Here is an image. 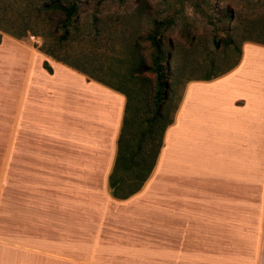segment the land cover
I'll return each mask as SVG.
<instances>
[{"label":"rangeland","instance_id":"obj_1","mask_svg":"<svg viewBox=\"0 0 264 264\" xmlns=\"http://www.w3.org/2000/svg\"><path fill=\"white\" fill-rule=\"evenodd\" d=\"M125 1L122 4L119 0H107L98 8L89 5L82 13V25L88 30H100L107 41L117 39L114 37L130 40L133 33L148 63L155 54L146 38L154 28L153 19L165 16L172 19L162 39L164 53L170 52V59L164 64L169 86L163 100L165 120L173 116L188 79L228 70L238 60L246 42L241 37L249 31L257 39L264 37V0H204L200 8L195 6L197 0H141L132 7L133 0ZM226 4L232 5L237 18L232 22L233 29L223 30L217 28L220 25L217 9ZM131 14L134 16L128 18ZM247 22L251 23L248 27ZM44 29L47 33V24ZM225 31L230 34L227 38ZM40 41L36 36L16 39L2 34L0 42L19 48L17 63L20 64L7 66L0 49V264H167L166 246L182 240L187 250L200 252L175 255L180 263L264 264V239L112 236L108 214L111 205L102 204L103 175L93 170L98 169L94 161L79 156V148L66 143L62 128H56L57 120L61 123L63 119L55 117V112L64 107L63 100L71 84L59 87L49 80V71L42 69L46 58L35 47ZM50 64V73L59 68L54 62ZM29 69H40L44 75L39 77L44 83L46 114L40 118V125H29L21 107L19 116L7 111L8 90L22 99L30 87L38 89L35 84L17 82ZM144 75L154 81L152 71L147 70ZM8 76L17 83L7 86ZM35 80L38 77L32 82ZM155 101L152 97L143 100L150 116ZM70 150L75 152L73 157L68 156ZM70 166L77 167L75 175L67 172ZM71 180L77 183V188L69 190L66 183ZM68 197L78 199L73 213L66 210ZM112 208L117 210L116 206ZM156 246L162 247L158 253L152 251Z\"/></svg>","mask_w":264,"mask_h":264},{"label":"crops","instance_id":"obj_2","mask_svg":"<svg viewBox=\"0 0 264 264\" xmlns=\"http://www.w3.org/2000/svg\"><path fill=\"white\" fill-rule=\"evenodd\" d=\"M0 49L7 66L20 65L17 46L2 42ZM42 54L59 66L47 73L49 80L59 87L71 84L64 107L55 112L63 119L57 120L56 128H62L66 143L79 148V156L94 161L98 169L93 170L103 175L102 204L111 205L112 236L264 239V44L246 41L238 61L227 71L211 79L186 81L151 174L140 189L122 199L110 194L109 176L125 94ZM40 75V69H29L17 81L38 86L30 87L32 96L25 91L22 99L10 90L6 94L8 113L19 116L21 107L29 125H40L46 114ZM35 77L38 80L32 82ZM14 82L11 76L5 81L7 86ZM74 155L70 150L68 156ZM67 172L75 175L78 169L70 166ZM66 184L69 190L77 188L72 180ZM65 200L66 210L75 212L78 199ZM160 248L152 251L158 253ZM188 250L184 240L168 244L167 264H185L175 255L200 252Z\"/></svg>","mask_w":264,"mask_h":264},{"label":"trees","instance_id":"obj_3","mask_svg":"<svg viewBox=\"0 0 264 264\" xmlns=\"http://www.w3.org/2000/svg\"><path fill=\"white\" fill-rule=\"evenodd\" d=\"M105 1L0 0V42L3 33L16 39L39 37L41 43L35 47L40 52L125 94L126 106L117 141V153L109 176L110 194L122 199L140 189L151 174L162 146L164 130L172 122V117L164 119L162 111L169 87L164 77V64L170 59V52L164 53L162 39L172 19L167 16L153 19L154 28L146 38L155 49V54L151 55L147 63L133 33H130V40L127 37H114L117 39L107 41L100 30H88L82 25V13L87 11L89 5L103 7ZM119 1L122 4L126 2ZM140 1L133 0L130 7L139 5ZM203 3L204 0H197L195 6L200 8ZM217 13L220 22L217 28L233 29L232 22L237 18V13L232 5L219 7ZM132 16L127 15L128 18ZM97 21L95 17L94 22ZM249 23H246L247 27ZM45 24L48 25L47 33L44 32ZM225 32V37H229V32ZM219 38L216 39L217 45ZM241 40L264 44V37L257 39L250 31ZM42 65L52 72L48 60L44 59ZM147 70L154 73V81L144 75ZM222 73L198 78L211 79ZM150 97L153 101L157 100L151 116L147 112L146 102H143Z\"/></svg>","mask_w":264,"mask_h":264}]
</instances>
